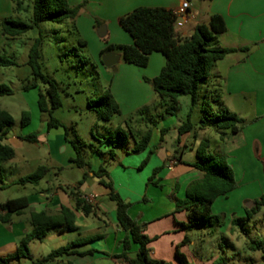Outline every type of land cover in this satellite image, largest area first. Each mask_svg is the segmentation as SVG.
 I'll return each instance as SVG.
<instances>
[{
	"label": "rangeland",
	"instance_id": "374dc122",
	"mask_svg": "<svg viewBox=\"0 0 264 264\" xmlns=\"http://www.w3.org/2000/svg\"><path fill=\"white\" fill-rule=\"evenodd\" d=\"M190 1L195 10L201 13L205 11L206 3L203 0ZM25 6L26 12L20 14L13 12L12 18L29 22L32 16L31 2ZM70 30L68 20L61 24L44 22L37 29L30 30L16 38L7 47L5 56L13 59L17 64L8 68H0V84L8 86L12 90V95L0 97V108L7 111L14 120V125L8 132L9 137L34 134L37 137L45 135L46 138L35 145L39 152V157L35 160H28L19 144H15L17 157L15 161L4 164V177L7 179L24 177L33 173L38 166H46L50 172L43 179V187L49 184V186L62 185L63 189H71L81 181L86 168H77L69 164L68 161L73 155L70 142L79 140L84 145L83 153L86 161L94 164V150L104 151V145L100 147V143L104 142V138L108 137L110 133L114 134L119 131L127 143L121 146L115 144L113 154L116 160L111 166H107L108 172L112 174L110 180L113 183V188L124 203L130 204L129 210L133 218L140 216L141 212L152 216L159 209V200L164 207L171 193H180V198L183 200L185 196L181 191H183L185 180L193 178L191 175H184L179 184L176 177L165 178L169 172L159 166V157L156 158L154 155L158 144L155 135L156 129L158 133L160 128L165 130L162 146L164 149L172 151L171 146L175 145V139L178 136L177 128L186 121L187 117H189L193 128L189 136H183L180 139L181 143L186 145L183 159L194 162L193 155L198 149V146L194 147L197 136L201 137L205 143L204 152H201L202 156L223 157L226 163L230 167L232 166L225 154L224 139L220 132L212 128H200L202 110L211 114L218 110L217 104L213 103L210 98L211 91H206V87L201 86L194 106H191L190 97L179 98L174 116H167L164 110L158 106L159 99L151 85L145 81L146 79L152 80L159 75L163 67L161 64L151 60L145 68H139L128 65L121 59L113 71L101 63L100 53L104 49L99 51V45L101 43L105 48L110 45L100 39L97 32L94 37L84 39L78 31L73 33ZM187 33L190 35L191 31L187 30ZM39 34L43 39L40 58L42 72L57 85L61 99V107L52 114L53 119L57 120L61 127L49 132L46 130L49 116L41 114L37 109L38 92H44L47 86L39 82L38 89L27 92L23 90L25 85L32 82L31 72L26 63L29 49ZM79 40L84 41L85 45L81 46L78 43ZM221 43L222 37L218 36L216 40L212 41L211 46L216 44L219 47ZM155 55L163 59L160 54ZM107 89L110 90L118 105L119 115H114L108 122H103L100 118L103 109L96 101ZM88 102H92L98 112L90 111ZM142 109H145L146 112L138 114V111ZM23 112H28L30 116V123L25 128H21L19 124ZM145 119H150L152 124H146ZM148 131L151 132L148 147L143 152L132 153L134 141L140 140ZM65 132L67 133L66 140ZM115 140L113 139V141ZM192 149L194 151L191 153L189 150ZM150 151L153 152L152 155L149 154ZM160 152L163 155L164 152ZM148 157L146 165L140 168L142 162ZM234 166L233 172L237 184L242 180L245 182L253 176L259 178L260 185L264 188L262 162H259V169L254 168L251 162H248L247 165L245 161H240L238 165ZM177 168L183 170V166ZM115 169H118L117 173ZM156 169L159 172L154 181L159 178L161 188L148 183ZM255 172H259V174ZM244 174L246 175L245 179ZM161 180H163L162 183ZM195 181L197 180L191 181L185 190L187 191L189 185ZM145 186L148 187L147 190H145ZM25 187L15 186L5 191L3 195L6 198H17L31 194L33 186L26 185ZM79 192L90 195L93 190H88L86 185H82L79 187ZM242 192L243 190L231 193L227 198H221L214 203L212 214L220 215L222 222L217 223L212 220V226L207 228L195 226L189 231L188 237L191 242H194V245L190 246L191 254L197 255L200 252L206 258L213 257L214 262L223 258L227 264H264V253L252 251L249 248L250 241L254 240L262 242L264 249V207L248 217L244 212L247 205L240 200ZM156 194L159 195L157 202ZM139 195L145 196L143 197L144 201L141 199V202L134 204L136 196ZM103 202L115 209V204L107 197H103ZM250 204L253 203L250 202ZM233 219L237 221L235 225H232ZM130 248L137 247L131 244ZM193 264L196 263L193 261Z\"/></svg>",
	"mask_w": 264,
	"mask_h": 264
},
{
	"label": "trees",
	"instance_id": "16d2710c",
	"mask_svg": "<svg viewBox=\"0 0 264 264\" xmlns=\"http://www.w3.org/2000/svg\"><path fill=\"white\" fill-rule=\"evenodd\" d=\"M14 13L26 12V4L31 2L32 16L29 22H25L12 17L0 19V33L5 41L15 40L23 36L30 30L37 29L41 23L49 22L61 24L63 21L70 22V31L77 33L75 20L86 4L87 0H83L77 6H70L67 0H11ZM120 27L129 34L133 40L130 46L110 45L105 48L100 57L107 51L117 53L121 56L124 63L140 68H145L149 63V57L154 53H159L164 57L165 63L159 75L152 80H145L152 87L153 92L159 99L158 106L164 110L165 115L174 116L178 99L181 97H190L191 106L196 104L197 94L201 86L207 84L216 62L223 60L226 56L237 51L247 53L248 48L231 49L211 46L212 41L218 36L226 33L227 28L223 18L220 15H212L208 23L197 25L192 34L186 38L183 34L176 33L174 30V17L172 12L163 8H137L119 18ZM99 25L98 23L96 24ZM43 39L41 34L36 38L28 52L27 66L30 69L32 82L23 87L25 92L37 88L40 82L47 86L44 92H39L37 99V108L41 114L49 116V121L46 123L47 132L52 129L61 127V124L53 119L54 111L61 107V99L57 85L49 80L42 72L40 63L41 47ZM81 46L85 42L79 40ZM102 63V62H101ZM16 62L5 55H0V68H8L16 66ZM12 95V90L3 84H0V97ZM212 102L217 104L218 110L216 113H207L202 110L203 116L200 120V128H212L219 132H229L237 134L244 126V120L236 114L228 112L215 92L210 94ZM103 112L100 118L103 122H108L114 115H119L118 105L112 96L109 89L105 90L98 101ZM90 111L98 112L92 102H88ZM146 112L145 109L138 111V114ZM30 123L28 112H23L20 116V126L25 128ZM145 123L152 124L150 119H145ZM14 121L12 116L5 110L0 108V183L4 179L5 163L11 161L15 157V151L8 145L3 143V139L9 129L13 126ZM193 126L189 120L179 126L177 129L178 137L189 133ZM165 130H161V137L164 136ZM151 132L148 131L138 141H134L132 153L143 152L149 145ZM67 133L65 132V140ZM113 139H116L113 141ZM19 140L36 144L37 136L34 134L19 136ZM126 139L119 131L110 133L104 138L101 145L117 144L118 146L126 144ZM75 157L69 162L77 168H86L81 181L74 188L67 189L69 196L74 201V209L61 207L57 215H49L47 212L41 211L31 215V231L20 239L14 254L0 259V264H8L11 260L28 259L33 260L29 251V244L32 241H41L46 233L50 230H56L60 233L75 232L76 217L75 212H81L84 216H89L94 213V206L86 203L80 192L79 187L84 184L87 177L91 174L99 180L98 184L108 191L109 201L115 204L116 221L118 227L126 233L125 238L121 241L122 253L116 258L123 259L127 264H167L164 261L153 260L150 258L149 244L152 239H149L144 234V225L137 224L128 214L130 208L129 203H124L120 196L115 192L113 183L110 180L106 169V164L101 165L97 171L92 172L88 162H86L83 153V144L79 140L70 142ZM205 143L202 142L198 146L196 152V161L188 165L202 174L201 179L192 182L187 189L183 200L175 201V211H184L187 216V222L179 224L182 231H190L195 226H204L205 228L212 226L211 221L217 223L222 222L220 215H213L211 211L212 204L219 198L226 196L237 188V183L234 178L233 169L226 163L223 157L212 155L202 156ZM150 151V155H152ZM93 154L102 156L100 150H94ZM108 160H113L114 154L112 150L107 153ZM149 155V156H150ZM148 158L142 162L140 168H143L148 162ZM177 159V158H176ZM180 162V159H177ZM50 169L46 166H39L36 170L13 183V186H37L49 174ZM159 170L153 172V176L148 183L161 188L159 185L160 179L154 181ZM144 201V199H143ZM254 206L251 209H246V215L250 217L257 213L260 208L264 207V194L253 202ZM28 206V201L25 197H19L7 200L0 204V211L5 212V216L0 215V223H7L10 217L19 214ZM236 220H232V225L236 224ZM94 240L90 238L84 241L72 242L69 245L50 252L47 256L33 261V264H50L55 260L74 254L73 248ZM187 243V238L182 241L180 246ZM135 244L138 247L137 253L133 259L128 257L130 245ZM249 248L252 251H262L263 243L259 241H250ZM93 251H88L86 254H91ZM175 259L177 264H191L187 258L176 251ZM264 260V256H263ZM213 264H227L225 259L221 258Z\"/></svg>",
	"mask_w": 264,
	"mask_h": 264
},
{
	"label": "crops",
	"instance_id": "0c3cea01",
	"mask_svg": "<svg viewBox=\"0 0 264 264\" xmlns=\"http://www.w3.org/2000/svg\"><path fill=\"white\" fill-rule=\"evenodd\" d=\"M67 1L70 6H77L83 0ZM188 1L190 3L188 22L182 30H175L176 33L183 34L188 38L197 25H206L210 16L216 14L223 18L227 28L226 33L221 35L222 43L219 47L236 50L241 48L249 49L247 53L237 51L216 62L204 87H206V91L216 93L228 112L234 113L244 120L245 125L239 133L220 132L221 137L224 139L225 154L229 158L232 169L240 161L247 162V165L248 162H251L254 168L259 169V162H262L264 166V0H203L206 3V9L203 13L195 10L191 5V1ZM178 2L179 0H87L86 6L80 10L75 20V25L78 33L84 39L94 37L97 29L103 28L105 35L100 39L107 42L108 45L130 46L133 44V40L120 27L119 18L141 7L163 8L172 11L177 7ZM12 15L13 5L11 0H0V19L12 17ZM97 21L98 26L96 25ZM187 30L191 31L190 35H188ZM12 42L14 40L5 41L0 33V55H5L7 47ZM98 49L102 51L105 47L100 43ZM155 54L159 53L152 54L149 57V61L154 60L164 66V57L160 54L163 57V59H160ZM35 89H38V87ZM161 130L164 129L160 128ZM160 131L159 133L157 129L155 131L158 139V148L156 147L157 150L155 149L154 155L156 158L159 157V166L169 172L165 178L176 177L175 179L179 184L184 175L193 177L185 180L183 191H181L185 196L187 185L191 181L199 180L202 177L201 173L188 166L196 161V154L193 155L195 157L194 162L183 159L186 145L181 143L180 139L183 136H189L190 132L180 138L177 136L175 145L171 146L172 151H169L162 146L165 132L164 136L161 137ZM8 132L3 139V143L15 151V157L8 163L16 160L15 144H19L28 160H35L39 157V152L35 145L40 143L41 140H45V135L38 136L37 143L33 144L19 140V136L25 135L9 137ZM202 142V138L196 136L194 147L199 146ZM175 146L177 147L175 148ZM113 148L111 145L106 144L103 148L104 151H101L104 153L102 156L93 154L95 156L93 159L94 164L91 163V165L89 163L92 172L97 171L104 163H107V169V166L109 167L115 162V155L113 160H108L106 154L109 150L113 151ZM160 151L164 152L163 155H161ZM189 151L192 153L194 150ZM74 157L75 153L73 151L70 159ZM173 158H179L180 162L176 159V165L169 170L168 165ZM234 161L239 162L236 164ZM69 164L72 165L70 162ZM178 166H183V170L177 168ZM3 169L5 173V166H3ZM115 172L117 173L118 169H115ZM108 174L109 177L112 175L109 172ZM256 174H259V172ZM245 177L246 175L244 174V179ZM20 178L22 177L11 179L4 177L3 182L0 183V204L7 200L15 199L6 198L3 194L8 189L15 187L13 183ZM98 182L99 180L90 174L84 184H82L86 185L88 190H93L90 195L81 192L80 194L82 197H95V201L91 204L94 206V213L84 216L81 212H75V226L77 227L75 232L60 233L56 230H50L41 241L30 242L29 251L33 257L32 261L28 259L11 260L8 264H33V261L47 256L54 250L65 247L72 242L84 241L90 238H94V240L74 247V254L59 258L50 264H127L123 259L116 258L122 253L120 243L125 238L126 233L118 227L115 209L103 202V197L108 198V191L100 186ZM162 182L163 180H161ZM42 184L43 180L39 185L33 186L31 194L19 196L25 197L28 201V206L25 210L19 214L12 215L9 222L0 223V259L14 254L20 239L31 231L30 218L32 214L44 211L49 215H57L61 207L74 209V201L69 196V191L63 189L62 185L49 186L48 184L43 187ZM74 187L76 186L72 188ZM147 188L145 186V190ZM240 190H243L240 200L247 205V209H251L254 206L250 202L253 203L264 194V188L260 185L259 178L257 179L253 176L245 180V182L244 180L239 182L237 188L229 194ZM229 194L217 198L214 203L221 198H227ZM143 197L145 196H136L134 204L141 202ZM168 197L169 200L168 202L166 201L164 208L161 200H159V195H155L156 202L159 200L160 204L159 209L152 216H147L144 212H141L140 216L133 218L130 210H128L130 218L137 224L144 225V234L149 239H152L148 246L150 258L164 261L167 264H177L175 253L178 251L191 264H193V261L196 264H213L215 260L213 257L206 258L200 252L197 255L190 253V246H193L194 242H191L188 237L189 231H182L179 227V224L187 222L186 213L184 211H175V201L182 198H180V193L178 192L171 193ZM244 212L246 213V211ZM5 214V212L0 211L1 216H5ZM230 232H232V229H230ZM185 237L187 238V243L184 246H180ZM135 246L137 247V245ZM137 250L138 247L135 249L130 248L128 257L133 259ZM88 251H93V253L86 254Z\"/></svg>",
	"mask_w": 264,
	"mask_h": 264
},
{
	"label": "built area",
	"instance_id": "2783aa9c",
	"mask_svg": "<svg viewBox=\"0 0 264 264\" xmlns=\"http://www.w3.org/2000/svg\"><path fill=\"white\" fill-rule=\"evenodd\" d=\"M190 11V4L188 0H179L177 7L172 10V15L174 17V30H182L188 22V14ZM177 163L176 159H172L169 162L168 169L171 170ZM83 200L92 204L95 201V197H82Z\"/></svg>",
	"mask_w": 264,
	"mask_h": 264
},
{
	"label": "water",
	"instance_id": "95a60500",
	"mask_svg": "<svg viewBox=\"0 0 264 264\" xmlns=\"http://www.w3.org/2000/svg\"><path fill=\"white\" fill-rule=\"evenodd\" d=\"M97 35L99 38H103L105 35V31H103V28H99L97 29ZM121 59V56L111 52V51H107L106 53H104V55L102 56V64L108 68V69H112L113 71H115L114 67L115 65L119 62V60ZM98 180V179H97Z\"/></svg>",
	"mask_w": 264,
	"mask_h": 264
}]
</instances>
